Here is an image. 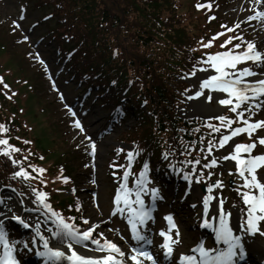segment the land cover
<instances>
[{"label":"trees","instance_id":"16d2710c","mask_svg":"<svg viewBox=\"0 0 264 264\" xmlns=\"http://www.w3.org/2000/svg\"><path fill=\"white\" fill-rule=\"evenodd\" d=\"M200 1L26 0L31 10L44 15L48 12L46 18L53 20L47 30L49 38L59 53L73 56L69 66L77 79L96 91L102 106L134 119L120 139L138 152L137 163L147 162L149 177L160 180L164 177L167 182L177 177L167 171V160L161 159L162 155L176 161L186 156L199 160L198 148L205 142H214L208 135L216 131L209 125L222 128L221 122L205 124L178 118L181 93L188 87L177 78L204 66L208 54L240 43L233 40L221 48L229 36L238 37L239 30L227 31L230 27L218 8L215 5L198 8ZM217 33L223 35L211 47H202ZM2 52L3 55L5 51ZM25 115L0 82V124L8 129L0 132V138L19 149L10 153L19 167L30 173L35 187L49 193L47 200L52 208L66 219L74 217V223L84 230L87 224L81 219L84 214L77 202L79 171L74 156L62 149L64 138L53 139L50 145L46 138L52 137L42 136L38 126L33 127L22 117ZM27 116L31 118L32 114ZM40 168L46 171H36ZM62 176L68 177L69 182L65 183ZM0 183L18 185L1 153ZM71 188L75 189V195L68 194ZM230 195L237 204L236 194L231 191ZM183 201L186 203V195ZM4 225L7 233L20 236L18 256L30 257L25 248L30 246L31 233L22 232L9 221ZM94 238H98L97 233Z\"/></svg>","mask_w":264,"mask_h":264},{"label":"rangeland","instance_id":"374dc122","mask_svg":"<svg viewBox=\"0 0 264 264\" xmlns=\"http://www.w3.org/2000/svg\"><path fill=\"white\" fill-rule=\"evenodd\" d=\"M208 2L209 4H215L219 7V15L225 20L228 27H235L237 24H239V26L243 25V28L246 26L244 29L246 42H253L256 50L264 53V29L262 28L264 24L258 22L262 21V18L248 19L249 16H254L257 10L263 11L262 7H264V3H254V0H209ZM217 3H219L220 6ZM22 5H24V7H22ZM30 6L31 4H27L26 0H0V54L2 55V50L5 51L2 57L0 56V73L10 87L17 102L22 107V112L24 111L26 113L25 117H22L28 119L27 123L31 124L33 127L38 126L40 129L38 132L42 136H51V140L50 137L48 139L46 138V141H48L50 145L53 139L60 141L64 138L66 142L63 144L62 149L68 150V152L71 151L73 156L77 159L75 166L80 176L76 181L80 189V202L84 209V218L89 221L87 227L92 224H98V227L94 231H97L99 235L103 233V236H100L102 239L101 243H103L105 238L116 243L126 253L125 258L127 262L132 264L128 256L131 254V248L136 246L137 242L131 238L130 228L127 224L128 213L124 212L121 214L118 212L115 215L112 214L114 208L113 197L115 195V192L112 193V189L116 190L119 187L120 180L123 178V173L120 174V177L114 174L116 170L120 168L118 167L119 165H124L125 163L127 167L128 161L126 160V156L129 152L125 147L116 145V141L127 127L132 124V119L127 117L122 124L116 127L115 124L112 123V125H114L111 131L105 134L104 130L108 122L104 117L105 114L103 111L94 102L93 97H90V99L82 105V107L86 108V104L91 110L85 118L81 116L82 113L79 114L81 118L72 115L74 108L80 104V97L77 96V92L80 90L74 88L72 84H69L70 79L65 77V75L61 77L54 76L51 80H46L48 84L45 81V68L49 67V63L54 65L55 61H52V57L54 59L55 55H57L53 45L46 42V29L52 26L53 20L47 19L46 21L40 22V20L36 18H38L39 15L45 16L48 12L44 15L39 11H31L29 8ZM21 8L23 9L26 19L19 23L17 18L18 14L21 12ZM26 22H39V30L37 31L36 28L37 32H34L31 27L25 28ZM48 23L50 24L48 25ZM40 36H44V41H40ZM25 37H27V39H25ZM38 38L40 39L36 41ZM40 43L42 49H44V53H40L39 51L38 46ZM246 47L247 43L242 45L241 48H239L240 50H237L243 51ZM41 58L44 60L45 68H43L45 70L40 64ZM258 64L259 63L245 62L238 64L237 68L251 65L250 69L255 71L254 69ZM262 65L263 69L261 68L260 70L264 71V64ZM200 69L195 75H181L177 78V81L184 82L186 87L191 89L183 94L184 98L177 109L178 118L186 120H204L207 122L209 120L219 121L216 117L220 115L225 116L226 112L231 113L232 116H236V113L229 111V108H225V105H220L218 103L220 99H225L227 97L225 93H223V95H217L216 93L218 91L216 90L200 88L201 81L205 79L208 74H215L214 70L210 68H208L207 72L201 71ZM65 71L67 70L65 69L62 74H64ZM257 74L258 75L252 78H264V74L258 72ZM197 91L201 92L200 96L196 95ZM202 93L205 96H202ZM208 96H211L212 99L209 100L207 98ZM71 101H73L72 104H70ZM256 102L261 104L259 108H256L254 104L251 110L244 111L245 108H248L247 103L243 104L238 109V111H243L244 118L251 122L257 120L264 121V96L259 97V100ZM198 105H200V107H197ZM203 105L207 106L208 109L201 110L200 108ZM27 113L32 114L31 118L27 116ZM76 120L80 121L83 130L75 126L74 121ZM121 130L123 131L120 132ZM229 130V128H226V130L217 133L216 138L218 137V140H214L213 144H218L219 137L223 134H227ZM261 135H264V128L257 129L251 137V141H257V147L253 149V155L264 152V146L258 143V137ZM209 137L213 138L212 135H209ZM237 138V136L233 137V139L229 141V144L234 146V144L237 143ZM93 143L95 144L94 153L92 149ZM121 147L127 150L125 156L122 155L124 159L120 158L119 154L115 155L113 152V149L118 150ZM228 151V145H225L224 148L214 146L213 151L209 154L208 147H205L201 150L200 155H202V157L200 159V164L195 165V170L193 169V165L188 163V161L196 160L194 157L186 156V160L169 161L166 167L167 171L173 175L177 174L180 180V186L177 188V191L176 189L172 191L171 188L167 190L164 189V187L160 188L161 184L158 185L153 181H150L147 185L148 188L155 187L158 189L156 204L159 207V211H157L155 221L145 226L143 233L153 242L151 245H146L145 247L152 251L153 255L157 257L158 264H179V255L181 253L192 254L190 250L196 244L194 241L197 242L202 237L206 238L204 241L205 246L214 249H222L225 247L224 245L217 244L215 238L212 236V229L201 227L203 196L209 194L207 191L208 184H214L217 180L222 181L223 187L217 186L212 190L211 195H213L214 199L210 201L209 213L213 211L212 215H210V219L214 220L215 218L217 201L223 199L224 209L231 214V219L232 217L235 218L234 223H231V227L235 235L241 236L246 259L250 255L255 258L256 264H263L262 258L260 259V256L255 255L252 249H257L262 257L264 256V236H261L259 233L251 235L243 230L241 225L246 217V212L244 211L242 214L229 198L228 185L226 182L231 179L233 182L232 186L237 189L241 186L242 179L235 173L234 161L220 160V157L222 155H227ZM243 155L247 154L245 153ZM6 157L8 158L12 170V176L18 182V185H11L7 189H4L1 187L0 183V201H3V203H0V221L4 222L6 219L11 218L12 213H16L17 215H21L28 223L33 224V226L36 221H39L42 233L46 236L49 235L47 228L52 225L43 215L35 211L34 204L32 203V201L35 200V194L32 192L33 187L23 176L13 175L15 172L19 171V168L11 161L10 155H6ZM162 158L166 160L169 159L168 156L163 155L161 156V159ZM213 158L218 160V164L212 168H203V165ZM134 166L135 164L132 162L129 170L130 174H132ZM230 170L233 173L232 175L229 174ZM191 171H193L196 176L200 175L201 171H203V176H201L199 182H188V180L184 178V174H189ZM208 173H212V175H208ZM202 177L206 178L208 181H202ZM258 177L264 182V167L258 170ZM128 181L129 176L127 178V182ZM133 186L134 185H131V187ZM201 186L204 191H201ZM36 189L39 191L38 188ZM184 191L188 194L186 204L181 201ZM68 192V194L73 193L71 189ZM145 196L151 197L150 194H143V198ZM35 206L38 208L37 204ZM242 206L246 208L244 204ZM9 209H11V211H9ZM169 214L172 218L174 217L173 220L176 225V228L172 230L173 238L175 239V232L178 230L179 242L173 246V256L163 258L162 254L159 252L161 238L159 232L161 229L167 230L168 226L164 224L163 217ZM200 216L201 219L199 223L202 230H197L198 233H194L193 230H191L192 224L194 223L192 217L198 219ZM152 226H154V228H151ZM259 227L264 230V221L259 223ZM29 229V232L33 233L34 236L33 229ZM153 231L155 232L154 234ZM194 234L196 235V240L192 241V235ZM33 240H35L36 243L32 251H42L43 249L40 246L39 238L34 236ZM80 251L85 250L80 249ZM0 252H2V245H0ZM92 253L104 254L103 252ZM248 261H251V259H248ZM35 263L47 264L45 259L38 255L35 256ZM235 263H237L236 260ZM245 263H247V261H245ZM145 264L150 263L145 261Z\"/></svg>","mask_w":264,"mask_h":264},{"label":"snow or ice","instance_id":"6c2138e0","mask_svg":"<svg viewBox=\"0 0 264 264\" xmlns=\"http://www.w3.org/2000/svg\"><path fill=\"white\" fill-rule=\"evenodd\" d=\"M254 3H264V0H254ZM196 6L198 8L205 7L203 4H197ZM207 7H211V4H208ZM259 18H264V11L257 10L254 16L248 17L249 20ZM235 27L238 28L239 24ZM227 31L231 32L233 29L228 28ZM221 35L223 33H217L206 44H202V47H211L213 41ZM233 40H242V37L229 36L221 45V48L231 44ZM239 48H241V44L236 43L232 45V48H228L227 50L208 54L207 61H204L207 68L202 67L200 70L207 72L208 68H210L214 70L215 74H208L201 81L200 88L227 93V98L220 99L218 103L225 106L231 105L229 111L236 113L237 118L243 121V126L231 127L233 124L232 119L224 115L217 116L216 119L221 121L222 126L230 130L227 134L219 137L218 144L215 147L224 148L225 145H228V154L222 155L220 160L234 161L235 173L242 179L241 186L237 188V192L241 195L243 204L246 206L243 210L246 212V217L241 227L248 234L255 235L259 233L261 236H264V230L259 227V223L264 221V182L258 177V170L264 167V152L256 155L252 154L253 149L257 147L256 140H253L251 143H235L234 146L229 144V141L233 137L241 133H247L249 138H251L257 129L264 128V121L257 120L251 122L244 118L243 111H238L245 102H248V108H245L244 111L251 110L253 104H255L256 108L261 106L256 101L259 97L264 96V79L247 80L245 77H255L256 73L248 67L237 68L238 64L248 61L264 64V53L256 50L253 42H247V47L243 51H233V49ZM192 74L195 75V72ZM0 81H2V78H0ZM4 87L7 88L8 85L5 84ZM196 95L200 96L201 92L197 91ZM207 98L209 100L212 99L211 96ZM72 115L75 116V113L73 112ZM74 123L76 127L83 130L79 120L74 121ZM209 127H212L213 131H219V128L212 125H209ZM7 130L5 125L0 124V132H7ZM25 143L29 142L26 141ZM258 143L264 146V135L258 137ZM0 145L5 146L0 148V152H3L5 155H9V150L19 151V149L9 144L8 140L4 138H0ZM213 147L214 145L210 141L208 143L209 154L213 151ZM92 149L94 153V143L92 144ZM245 153L247 155H243ZM135 155H138V152L134 154L132 151H129L126 156V160L128 161L127 167L124 165L118 166L124 168V172L123 178L120 180L119 187L116 189L113 197L114 208L112 214L115 215L118 212L123 214L125 211L128 213L127 224L130 228L131 238L137 242V245L131 248V254L128 256L132 264H145V261L150 262V264H158L157 257L145 247L146 245H151L152 240L143 233V226L146 225L149 219H152V209L145 206L143 194H150L152 200L155 201L158 196V189L147 187L150 183L147 176V162L142 166L138 178L134 181V186L128 187L127 178L130 174L129 170L135 159ZM13 163H18V161L13 160ZM188 163L192 164L195 170V165L200 164V160L188 161ZM217 164L218 160L213 158L208 160L203 165V168H212ZM30 167L33 166L30 165ZM36 171L43 173L46 170L40 168L36 169ZM229 174H233L231 170ZM13 175L23 176L26 179L30 178V173L24 168H20ZM208 175H212V173H208ZM201 176H203V171L195 177L197 182H199ZM184 178L191 182L192 177L188 173L184 174ZM61 179L66 183L69 178L62 176ZM217 186L223 187L222 181L217 180L214 184H208L207 191L209 194L203 196V213L205 217L209 215L210 201L214 199L213 195H211L212 190ZM32 192L35 194V200L32 203L38 205V209L36 210H42L46 220L51 222L52 226L47 228L49 235L46 236L42 233L39 221H36L33 226V224L28 223L21 215H17L16 213L11 214V219L25 229H33L34 236L39 238L40 246L43 249L42 251H37L36 255L44 258L47 264H125L126 253L120 246L106 238L101 243L100 239L93 237V232L98 227V224H92L86 229L81 230L80 226L74 223V217L66 219L59 211L52 208L47 200L49 193L42 190L38 191L36 188H33ZM133 195L134 199L132 198ZM0 203H3V201H0ZM223 204L224 200L220 199L218 208L216 209L217 223L214 225L212 220L206 218L202 221L201 227L212 229L217 244L222 243L225 247L214 249L205 246L202 240L197 241L190 250L194 254L181 253L178 257L179 264H235V257L239 255L243 258L244 246L241 242V236L234 234L233 228L230 226L231 214L224 209ZM81 219L84 224L89 223L88 219L83 217ZM164 219L167 221L168 227L167 230L161 229L159 232V235L163 238V242L159 245V248L163 251L165 257H172L173 246L179 242V231L176 230L174 239L172 230L176 228L175 222L170 214L166 215ZM100 236H103V233H100ZM15 243L16 241L14 240L10 242L5 225L3 221H0V245H2L0 264H19L14 255ZM35 243L36 241L33 240V244ZM93 245L95 246L94 248L91 247ZM81 248L85 251H80ZM90 252H103L106 254L94 256L89 254Z\"/></svg>","mask_w":264,"mask_h":264},{"label":"bare ground","instance_id":"6f19581e","mask_svg":"<svg viewBox=\"0 0 264 264\" xmlns=\"http://www.w3.org/2000/svg\"><path fill=\"white\" fill-rule=\"evenodd\" d=\"M259 23L260 24H264V21L262 20V21H259ZM246 79V78H245ZM247 80H249V79H247ZM217 95H223V93L222 92H220V91H218L217 93H216ZM225 96V95H224ZM197 107H200V105H198ZM227 106H225V108H226ZM201 110H207L208 109V107L207 106H201V108H200ZM212 212L213 211H210V213H209V215L207 216V217H205L204 219H210V215H212ZM210 220H212V219H210ZM234 221H235V218L234 217H232V219L230 218V226H231V223H234ZM212 222H213V224L215 225L217 222L215 221V219L214 220H212ZM145 228V226H143V229ZM151 231V230H150ZM155 232L153 231V234H154ZM148 234H150V233H148ZM259 250V249H258ZM252 252H254L255 253V255H257V256H260V259L262 258V260H263V263H264V256L262 257V255L260 254V252L259 251H257V249H255V248H253L252 249ZM91 255H94V254H91ZM245 255H246V253H245ZM94 256H97V255H94ZM255 257V256H254ZM243 258H241V257H238L237 256V258L235 257L234 258V261L236 260V262H239V261H241ZM244 259H246V258H244ZM248 259H251V261H248ZM244 261V260H243ZM246 261H247V264H256V261H255V258H253V257H251L250 255L247 257V259H246Z\"/></svg>","mask_w":264,"mask_h":264}]
</instances>
